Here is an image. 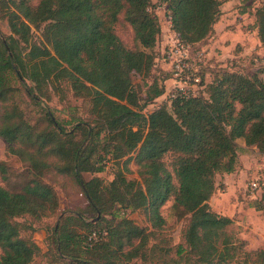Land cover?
<instances>
[{
  "label": "trees",
  "instance_id": "trees-1",
  "mask_svg": "<svg viewBox=\"0 0 264 264\" xmlns=\"http://www.w3.org/2000/svg\"><path fill=\"white\" fill-rule=\"evenodd\" d=\"M160 1L177 37L201 50L227 0ZM121 12L139 47L129 48L116 34ZM254 16L264 46V0ZM0 17L8 28V34L0 31V139L35 176L51 170L72 177L93 218L98 217L91 222L71 213L60 219L52 229L59 258L67 264L154 259L149 240L164 226L161 208L172 199L178 215L186 217L184 243L176 249L184 262L264 264V248L246 250L245 240L227 229L232 219L209 205L216 176L235 171L238 139L264 154V81L257 73L211 68L214 64L205 60L198 95L165 96L166 68L157 65L161 58L152 51L163 34L151 0H39L36 5L0 0ZM33 29L40 30V42L34 41ZM152 71L158 77L141 98L132 74L145 77ZM15 81L28 82L27 94L39 101L49 98V89L61 91L64 82L74 95L89 99L92 119H78L65 129L48 114L49 126L36 130L11 102ZM162 96L170 109L162 104L145 112ZM106 159L116 162L119 176L129 171L133 159L140 179L104 185L97 176L83 178L84 172L101 171ZM0 173L4 178L3 165ZM258 191L264 201L263 187ZM50 196L49 189L33 181L16 193L0 185V264H38L39 248L22 237L25 225L17 218L38 213L36 199ZM134 211L144 214L146 226L128 217ZM74 225L83 231L73 230Z\"/></svg>",
  "mask_w": 264,
  "mask_h": 264
},
{
  "label": "rangeland",
  "instance_id": "rangeland-1",
  "mask_svg": "<svg viewBox=\"0 0 264 264\" xmlns=\"http://www.w3.org/2000/svg\"><path fill=\"white\" fill-rule=\"evenodd\" d=\"M38 1L30 0L33 5H36ZM151 2L152 9L158 16L162 34L167 35L165 5L160 0H151ZM262 2L263 0H227L221 4L220 17L214 25V31L205 40V45L202 48L205 50V60L214 64L211 68L222 67L228 70L244 71L247 74L257 73L264 81V46L259 42L254 16L255 9ZM114 29L129 48L139 47V44L133 40L132 28L124 20L122 12L118 15ZM0 31L8 34L6 21L1 17ZM32 31L34 41L40 42V30L33 29ZM162 38L159 39L152 49L156 58H160ZM157 65L160 68H166H161L165 75L169 73L167 71L168 65L165 67V64L160 61ZM206 68L205 76L207 81H209L212 75H210L208 70L209 67L205 65L204 69ZM154 77H158L156 71H152L145 77H141L136 73L132 74L133 84L140 91L141 98L146 97V90ZM13 85L17 89L11 102L17 106L23 118L36 130L45 129L49 126L48 114L65 129L70 128L78 119L84 121L92 119L89 111L91 107L89 99L74 95L69 85L64 82L61 83V91L59 92L49 89V98L45 101L44 99L39 101L31 98L27 94L26 86H29L28 82H26V86L17 81L13 82ZM166 86L168 88L166 89L167 92L171 84L169 83ZM165 96L148 105L145 112H150L162 104H165L170 109ZM237 144L239 147V158L235 168L237 174L232 175L234 177L231 180L232 186L229 190L235 192L234 197L241 198L240 201L244 202L245 207L244 211L240 213L242 218L236 217V223L233 222L227 229L241 239L244 238V235L246 238L243 239L246 243L245 249L253 251L264 248V201L260 199L258 190L251 194L249 188H253V185H250L252 181H256L259 177L264 178V154L258 153L254 146L243 147L245 145L242 139H238ZM164 159L169 163L171 156L167 154ZM0 165L5 168L4 178V175L0 173V185L10 192H21L25 184L32 181L49 189L51 196L47 200L36 199L35 207H38V213L33 215L25 214L17 218V220L25 225L21 231L22 237L30 239L39 248L34 260L36 263L67 264L55 254L52 229L58 226L62 217L71 213L83 214L86 217V221L93 222L94 219H98V217L93 218V210L89 208L79 185L72 177L56 175L51 170L45 171L41 176H35L17 156L6 151L5 143L2 139H0ZM116 165L114 160L106 159L101 171L84 172L82 174L83 178L88 180L93 176H97L104 185L120 183L123 178L127 180L140 179L137 165L133 159L129 161V171L125 172L124 176L117 174ZM216 193H218L216 195L218 197L222 192H217L216 190ZM117 208L119 207L113 208L109 214L105 215V218L110 219L114 209ZM161 213L165 218V224L161 229L154 230L155 234L150 238L148 245L154 244L155 250H153V254L155 258H136L129 264H194L192 261L184 262L182 256L179 257L176 253L177 247L184 243L181 231L186 222V217L178 215V211L173 207L172 199L163 205ZM128 217L139 226L147 225L144 214L141 211L130 212ZM72 229L77 232L83 231V228H80L79 225L72 226ZM230 264H236V262H230Z\"/></svg>",
  "mask_w": 264,
  "mask_h": 264
},
{
  "label": "built area",
  "instance_id": "built-area-1",
  "mask_svg": "<svg viewBox=\"0 0 264 264\" xmlns=\"http://www.w3.org/2000/svg\"><path fill=\"white\" fill-rule=\"evenodd\" d=\"M167 35L163 34L160 44H162L160 58L168 65L166 81H170L171 87L165 93L169 98L176 96L188 98L199 94L200 86V66L205 61V50H193L190 45L183 43L173 32L170 15L167 12ZM159 58V57H158ZM165 81V84H166ZM167 85V84H166ZM166 89L167 86H166ZM262 177L251 182L249 190L253 194L260 187L264 189V181L260 183ZM95 234H92L94 238Z\"/></svg>",
  "mask_w": 264,
  "mask_h": 264
},
{
  "label": "crops",
  "instance_id": "crops-1",
  "mask_svg": "<svg viewBox=\"0 0 264 264\" xmlns=\"http://www.w3.org/2000/svg\"><path fill=\"white\" fill-rule=\"evenodd\" d=\"M170 81H166V84L169 85ZM239 158V157H238ZM237 174V170L233 173L223 174L216 176V185H217V192H222L218 197L216 196L218 193H214L210 198L209 205H211L212 210L215 212L225 215L232 219V223H236V217H241L244 211L245 204L243 201H240L241 198L234 197L235 192H232L230 187L232 186L231 180ZM225 187V188H224ZM235 189V188H234ZM223 197V198H220ZM237 198V199H236ZM243 235V234H241ZM243 239H246L243 235Z\"/></svg>",
  "mask_w": 264,
  "mask_h": 264
}]
</instances>
